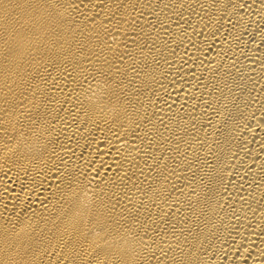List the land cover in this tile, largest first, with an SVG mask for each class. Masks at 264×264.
Returning <instances> with one entry per match:
<instances>
[{"label": "bare ground", "instance_id": "6f19581e", "mask_svg": "<svg viewBox=\"0 0 264 264\" xmlns=\"http://www.w3.org/2000/svg\"><path fill=\"white\" fill-rule=\"evenodd\" d=\"M0 264H264V0H0Z\"/></svg>", "mask_w": 264, "mask_h": 264}]
</instances>
